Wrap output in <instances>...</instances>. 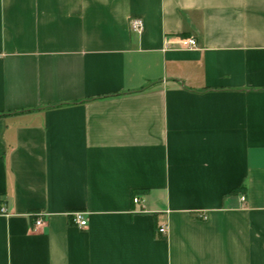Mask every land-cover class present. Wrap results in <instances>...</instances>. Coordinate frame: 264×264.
Instances as JSON below:
<instances>
[{
  "label": "crops",
  "instance_id": "1",
  "mask_svg": "<svg viewBox=\"0 0 264 264\" xmlns=\"http://www.w3.org/2000/svg\"><path fill=\"white\" fill-rule=\"evenodd\" d=\"M0 264H264V0H0Z\"/></svg>",
  "mask_w": 264,
  "mask_h": 264
},
{
  "label": "built area",
  "instance_id": "2",
  "mask_svg": "<svg viewBox=\"0 0 264 264\" xmlns=\"http://www.w3.org/2000/svg\"><path fill=\"white\" fill-rule=\"evenodd\" d=\"M130 28L133 32H139L142 29V23L139 20H134L130 22ZM180 45L182 48L184 49H194L197 47V43L195 41V39H181L180 40ZM241 201L243 202L244 199L241 198ZM134 204H139V200L138 199H134ZM1 212L4 213V210H2ZM73 223L76 224L80 229H85L87 226V221L85 219L84 214L81 213H76L73 215ZM44 222L41 219H38L35 223V228H41L43 226ZM159 233L161 235H165L166 234V228L165 227H161L159 229Z\"/></svg>",
  "mask_w": 264,
  "mask_h": 264
}]
</instances>
